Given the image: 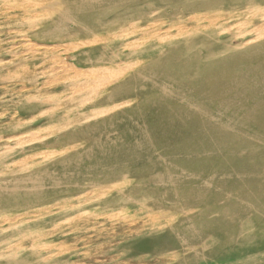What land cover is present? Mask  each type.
Returning a JSON list of instances; mask_svg holds the SVG:
<instances>
[{
	"label": "rangeland",
	"instance_id": "rangeland-1",
	"mask_svg": "<svg viewBox=\"0 0 264 264\" xmlns=\"http://www.w3.org/2000/svg\"><path fill=\"white\" fill-rule=\"evenodd\" d=\"M0 159V264H264V0H0Z\"/></svg>",
	"mask_w": 264,
	"mask_h": 264
},
{
	"label": "bare ground",
	"instance_id": "bare-ground-1",
	"mask_svg": "<svg viewBox=\"0 0 264 264\" xmlns=\"http://www.w3.org/2000/svg\"><path fill=\"white\" fill-rule=\"evenodd\" d=\"M45 2V1H44ZM52 2V1H51ZM50 1H49V3H51ZM48 3V2H47ZM39 4V3H38ZM40 5V4H39ZM50 5V4H49ZM48 5V6H49ZM43 6V5H42ZM48 6H44V7H48ZM41 7V6H40ZM43 7V8H44ZM55 8V7H54ZM48 9V8H47ZM17 20V19H16ZM188 35V34H187ZM205 36V35H204ZM206 37V36H205ZM99 38V37H98ZM204 38V37H203ZM207 38V37H206ZM106 40V39H105ZM26 41V40H25ZM24 41V42H25ZM91 41V40H90ZM162 41V40H161ZM178 41V40H177ZM213 44V43H212ZM32 45V44H31ZM30 45V46H31ZM34 46L36 45V44H33ZM43 45V44H42ZM176 46V45H175ZM109 47H110V45H109ZM108 47V48H109ZM218 47V46H217ZM107 48V47H106ZM214 48V47H213ZM104 49V48H103ZM171 49V48H170ZM206 49V48H205ZM209 49H212V48H210L209 47ZM34 50V49H33ZM112 50V49H111ZM116 50V49H115ZM213 50V49H212ZM112 51H110V53H111ZM168 52H169V50H168ZM166 53V52H165ZM170 53V52H169ZM164 54V53H163ZM114 55H115V53H114ZM28 56V55H27ZM162 56V55H161ZM38 57V56H37ZM29 58V57H28ZM109 58V57H108ZM156 58V57H155ZM26 59V58H25ZM40 61V60H39ZM42 61V60H41ZM20 62V61H19ZM154 62V61H153ZM32 63V62H31ZM97 63H99V62H97ZM35 64H37V63H35ZM94 64V63H93ZM97 66H100V65H97ZM88 67H89V65H88ZM123 68V67H122ZM122 68H115L114 66L113 67H104L103 69H102V71L101 70H98V69H94L95 70V72H99V71H101L102 73H107V72H114V74H116V75H120V74H122V72H123V70H122ZM39 69H41V68H39ZM100 69V68H99ZM35 70H37V69H35ZM84 70V69H83ZM62 71V70H61ZM77 71V70H76ZM79 71H81V70H79ZM92 73H94V72H92ZM31 74V73H30ZM137 75V74H136ZM123 77H124V75H123ZM127 77V76H126ZM137 77V76H136ZM44 78V77H43ZM42 78V79H43ZM145 77H143V79H144ZM39 79V78H38ZM45 79V78H44ZM49 79H50V77H49ZM41 83V82H40ZM61 83V82H60ZM94 84V83H93ZM93 84H92V86H93ZM41 85V84H40ZM103 85V84H102ZM28 86V85H27ZM95 86V85H94ZM36 87V86H35ZM33 88V87H32ZM82 88V87H81ZM97 88V87H96ZM108 88V87H107ZM106 88V89H107ZM84 89V88H83ZM34 90V89H33ZM30 91V90H29ZM28 92V91H27ZM31 93V92H30ZM72 93H74V92H72ZM23 96H24V94H23ZM41 98V97H40ZM48 99V98H47ZM47 99H43V100H46L47 101ZM33 100V99H32ZM37 100H39V99H37ZM50 107V106H49ZM92 108V107H91ZM44 111H46V110H44ZM78 111V110H77ZM63 112V111H62ZM60 113V112H59ZM53 115V114H52ZM52 118V117H51ZM50 121V120H49ZM57 122V121H56ZM6 143L7 142H5V145H6ZM8 144V143H7ZM2 146V145H1ZM8 147V146H7ZM78 147V146H77ZM76 149V148H75ZM70 151V150H69ZM53 152V151H52ZM51 152V153H52ZM54 154V153H53ZM40 155V154H39ZM44 155V154H43ZM49 156V155H48ZM1 160V159H0ZM49 160H51V159H49ZM47 161V160H46ZM45 162V161H44ZM46 163V162H45ZM9 168H10V165H7V163H1L0 164V172H3V170L4 171H7L8 172V170H9ZM33 168V167H32ZM264 169V168H263ZM14 170V169H13ZM6 172V173H7ZM14 173V172H13ZM12 173V174H13ZM8 174V173H7ZM6 174V175H7ZM9 178V183H7L5 180L6 179H8ZM8 178H6L5 179V177L4 176H2V177H0V195H2V193H4V192H6V193H16V192H18V191H20V190H22V189H25V188H30V189H35L36 187H37V183H36V181L38 180V176L35 174V173H33L32 172V169L31 170H29L27 173H22V174H19V175H10V177H8ZM263 179V178H262ZM27 182H29L30 183V186H27V185H24L25 183H27ZM110 189V188H109ZM108 189V190H109ZM104 190V189H103ZM106 191V190H105ZM111 191V190H110ZM109 191V192H110ZM101 193H103V191L101 192ZM111 193V192H110ZM99 194H100V191H99ZM84 195V194H83ZM82 195V196H83ZM86 195V194H85ZM102 195V194H101ZM87 196V195H86ZM97 196H99L98 194H97ZM107 197V196H106ZM93 198H94V196H93ZM105 198V197H104ZM102 199H103V197H102ZM84 200H85V198H84ZM91 200V199H90ZM82 201V200H81ZM84 202V201H83ZM89 202V201H88ZM80 203V202H79ZM86 203V202H85ZM81 204V203H80ZM105 206H106V204H105ZM104 206V207H105ZM46 208V207H45ZM36 215H37V213H36ZM212 215V214H211ZM41 216V215H40ZM43 216V215H42ZM210 216V215H209ZM38 217V216H37ZM26 218H27V216H26ZM34 218V217H33ZM172 218V217H171ZM17 220V219H16ZM40 220H42V219H40ZM16 223H18V222H16ZM21 223V222H20ZM23 223V222H22ZM27 223V222H26ZM34 223V222H33ZM37 223V222H36ZM30 224H32V223H30ZM21 225V224H20ZM23 225V224H22ZM33 225L34 224H32V227H33ZM38 225H39V223H38ZM238 225H240V223L238 224ZM6 226V225H5ZM29 226V225H28ZM27 226V227H28ZM15 227V226H14ZM189 227V226H188ZM17 228V227H16ZM19 228V227H18ZM26 228V227H25ZM255 228V227H254ZM20 229H21V227H20ZM30 229H32V228H30ZM238 229V228H237ZM13 230V229H12ZM12 230H10L9 232H11ZM3 231V230H2ZM5 231V230H4ZM8 231V230H7ZM17 231V230H16ZM32 232V231H31ZM38 233V232H37ZM246 233V232H245ZM11 234V233H10ZM9 234V235H10ZM11 236V235H10ZM1 239V238H0ZM4 239V238H3ZM5 240V239H4ZM2 241V240H1ZM8 241V240H7ZM15 241V240H14ZM8 243V242H7ZM12 243V242H11ZM17 244L15 243V246H16ZM10 246V245H9ZM14 246V245H13ZM8 247V246H7ZM19 247V246H18ZM13 248V247H12ZM30 248H32V247H30ZM34 248V247H33ZM41 248V247H40ZM3 249V248H2ZM16 249V248H15ZM38 249V248H37ZM25 250V249H24ZM34 250H35V248H34ZM33 250V251H34ZM17 251V250H16ZM16 251H14L15 253H16ZM36 251V250H35ZM42 252V251H41ZM40 252V253H41ZM14 253V254H15ZM20 253H21V251H20ZM9 254V253H8ZM19 254V253H18ZM11 256V255H10ZM16 256V255H15ZM1 259H3V258H1ZM7 260V259H6ZM9 260V259H8ZM12 261V260H11ZM14 261V260H13ZM12 261V262H13ZM13 264V263H12ZM18 264V263H17Z\"/></svg>",
	"mask_w": 264,
	"mask_h": 264
}]
</instances>
